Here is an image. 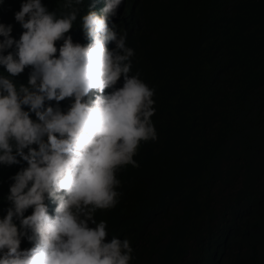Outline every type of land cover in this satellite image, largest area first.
<instances>
[{"label":"clouds","instance_id":"1","mask_svg":"<svg viewBox=\"0 0 264 264\" xmlns=\"http://www.w3.org/2000/svg\"><path fill=\"white\" fill-rule=\"evenodd\" d=\"M140 26L137 0H0V264L134 261L96 213L157 139Z\"/></svg>","mask_w":264,"mask_h":264},{"label":"trees","instance_id":"2","mask_svg":"<svg viewBox=\"0 0 264 264\" xmlns=\"http://www.w3.org/2000/svg\"><path fill=\"white\" fill-rule=\"evenodd\" d=\"M137 7L127 44L157 139L96 218L130 240L132 264H264V0Z\"/></svg>","mask_w":264,"mask_h":264},{"label":"bare ground","instance_id":"3","mask_svg":"<svg viewBox=\"0 0 264 264\" xmlns=\"http://www.w3.org/2000/svg\"><path fill=\"white\" fill-rule=\"evenodd\" d=\"M100 3V2H99ZM98 8H100V5L97 6Z\"/></svg>","mask_w":264,"mask_h":264}]
</instances>
